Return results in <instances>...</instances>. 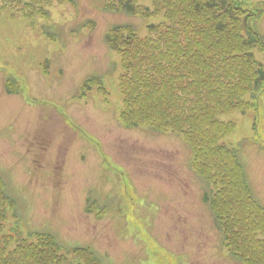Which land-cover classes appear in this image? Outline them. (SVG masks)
Segmentation results:
<instances>
[{"label": "rangeland", "instance_id": "1", "mask_svg": "<svg viewBox=\"0 0 264 264\" xmlns=\"http://www.w3.org/2000/svg\"><path fill=\"white\" fill-rule=\"evenodd\" d=\"M131 2L141 15L145 6L154 10L153 0ZM136 13L104 9L102 0H0V174L23 213L9 208L2 219L0 257L36 242L37 231L54 234L62 245L38 256L57 253L60 264H91L84 245L99 264H264V245L258 252L252 247L254 230L264 227L255 217L241 250L234 240H228L232 251L224 246L204 200L208 186L191 170L182 134L119 121L121 68L105 34L118 24L142 33L147 23L164 17ZM255 28L264 37V16ZM188 39L183 48L195 53L196 41ZM171 48L168 40L161 50ZM253 49L264 63V53ZM176 55L183 61L182 52ZM221 64L229 65L227 73L238 70V63L225 58ZM218 73L216 68L195 83L212 100ZM90 78L91 89L81 96ZM224 79L228 90L238 88ZM188 97L174 99L180 116ZM238 98L220 114L231 124L223 143L238 155L253 197L264 206V91L256 105L249 93ZM167 112L173 114L165 109L163 120Z\"/></svg>", "mask_w": 264, "mask_h": 264}, {"label": "trees", "instance_id": "2", "mask_svg": "<svg viewBox=\"0 0 264 264\" xmlns=\"http://www.w3.org/2000/svg\"><path fill=\"white\" fill-rule=\"evenodd\" d=\"M108 1L130 13L138 11V6L131 0ZM153 1L154 10L145 6L140 12L143 15L137 14L146 18L161 12L164 17L158 22L147 24L143 36L128 26L115 27L106 36L110 48L121 57L120 86L124 94V105L120 117L125 125L140 126L146 122L157 131L176 130L183 135L193 150L192 164L195 172L203 175L202 179L209 187L208 193L212 194L215 188V197L212 194L208 199L226 245H229L228 240L237 241L235 245L239 251L241 247L238 245L252 232L250 218L255 217L264 222V207L252 198L234 150L221 143L222 138L230 133L231 124L224 121L220 114L226 111L227 106H231L232 101L238 103L239 96L249 93L255 98L264 85V63L256 60L252 50L256 47L264 53V37L258 35L251 26L252 20L264 15V2ZM187 38L190 43L196 41L195 53L188 49V45L183 48ZM168 40L172 47L171 53L161 50ZM178 51L184 54L183 61L176 55ZM223 58L226 62L238 63V70L227 73L229 65L221 64ZM216 68L220 73L216 75V95L212 100L203 95L195 83L200 75L209 79L207 74ZM225 75L236 83L238 88L235 91L226 88ZM228 93H231L230 101ZM184 95L190 97L182 103L181 109L184 112L181 116L185 119H181L175 112L174 99ZM168 108L173 114L167 112L163 120V111ZM170 121L174 125L168 128ZM197 135H201V138L194 139ZM3 199L5 204L0 202V232L2 219L5 218L4 208L8 202L4 185L0 181V200L3 202ZM262 230H254L253 251L258 252L259 246L264 245ZM45 236L48 240L43 242L40 236L36 242L21 246L15 256L0 257V264H47V259H50L49 264H59L57 257L60 256H56L57 253L45 256L44 250L43 256H38L43 249L49 254L60 247L52 236ZM2 241L4 246L6 242L3 238Z\"/></svg>", "mask_w": 264, "mask_h": 264}]
</instances>
